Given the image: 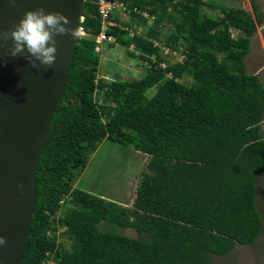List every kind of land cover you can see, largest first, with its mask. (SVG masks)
I'll return each mask as SVG.
<instances>
[{"label": "trees", "instance_id": "obj_1", "mask_svg": "<svg viewBox=\"0 0 264 264\" xmlns=\"http://www.w3.org/2000/svg\"><path fill=\"white\" fill-rule=\"evenodd\" d=\"M121 1L128 22L117 15L121 27L107 30L116 38L108 47L126 49L147 74L99 78L102 22L98 0H86L87 36L43 146L23 264H213L262 232L256 185L264 174V82L245 64L264 23L258 5L253 16L213 0ZM156 41L185 58L172 63ZM184 76L193 82L183 84ZM104 141L150 157L132 207L72 184Z\"/></svg>", "mask_w": 264, "mask_h": 264}, {"label": "water", "instance_id": "obj_2", "mask_svg": "<svg viewBox=\"0 0 264 264\" xmlns=\"http://www.w3.org/2000/svg\"><path fill=\"white\" fill-rule=\"evenodd\" d=\"M86 0H0V264H23L38 200L36 175L53 115L69 81L79 39L57 36L53 65L32 67L23 57H10L13 42L3 34L24 14L44 8L63 12L80 28ZM5 61L7 63H5Z\"/></svg>", "mask_w": 264, "mask_h": 264}, {"label": "rangeland", "instance_id": "obj_3", "mask_svg": "<svg viewBox=\"0 0 264 264\" xmlns=\"http://www.w3.org/2000/svg\"><path fill=\"white\" fill-rule=\"evenodd\" d=\"M227 7L239 8L250 11L254 16L253 4L258 5L259 12L264 17V0H213ZM204 11L214 15L206 8ZM152 24V21H150ZM172 26L165 25L167 33L172 31ZM237 37V32H233ZM251 53L246 58V67L249 74H256L264 82V24L257 28V32L250 39ZM101 63L99 78L108 81L125 80L138 81L147 74L148 66L140 60L129 56L126 49L119 45L109 48L104 44L100 53ZM172 63L179 62L178 58H171ZM180 81L189 85L193 79L184 76ZM156 88L148 92L153 95ZM264 135V121L262 123ZM150 157L135 151L132 147H124L118 143L104 141L98 150L92 154L90 162L81 176L73 180L75 188L102 196L109 201H115L122 206L132 207L136 198V190L139 180L148 170ZM257 207L264 224V174L259 177L256 185ZM101 229L106 230L109 226L101 224ZM116 232L132 238H141L135 229L114 228ZM60 230L59 232H61ZM67 241L66 237L64 238ZM49 264H54L53 259ZM213 264H264V225L257 242L249 246H237L225 257H214Z\"/></svg>", "mask_w": 264, "mask_h": 264}, {"label": "clouds", "instance_id": "obj_4", "mask_svg": "<svg viewBox=\"0 0 264 264\" xmlns=\"http://www.w3.org/2000/svg\"><path fill=\"white\" fill-rule=\"evenodd\" d=\"M128 12L130 11L122 12L123 15L120 13H116L115 14L116 22H117L118 14L125 23L128 22V16L126 15V13ZM82 17H84V21H85V16L83 14L81 16V19ZM148 19H150V21L153 20L152 17H149ZM83 22H81L80 20V28L83 27L82 26ZM70 25H71L70 19L63 12H59V11L47 12L44 8L41 7L36 10L27 11L24 14L23 18L20 20V22L13 26L12 30H10L9 32H5L3 34V39L7 41L10 38L13 42L12 48L10 49L11 58H17L19 56H23L29 62V64H31L32 67L34 68L38 66L37 62H39V65L51 66L55 63L57 58V53H58L57 41H56L57 36L71 35V37L74 40L79 39L80 28L79 27L73 28ZM262 25H258L257 28ZM115 27H121V23H118V26ZM101 30L102 31L100 32V34L96 36V42L98 44L96 50L99 54L101 53L104 44L106 45L116 42V38L112 35H108L107 31H106V35L112 37L114 41L109 42L105 40L103 42H99L98 38L103 32V29ZM234 31L237 32V34H239V31L233 30L232 32ZM80 35L81 38L87 36V31L85 35H82L80 32ZM155 46L162 47L164 51L163 52L164 56L166 57L170 56L169 59L175 57L180 59L179 62H181L185 58V56H181L179 52L171 51L169 48L163 46L161 43L157 41L155 42ZM250 53H251V49H250ZM250 53L247 55V57L250 55ZM5 63L7 62L5 61ZM245 64H246V59H245ZM61 204L63 205L64 201H62ZM60 230L62 231L59 232ZM64 230H65L64 228H60L58 230V232L56 233L58 237H61ZM6 243L7 242L5 238L0 236V245H5Z\"/></svg>", "mask_w": 264, "mask_h": 264}, {"label": "built area", "instance_id": "obj_5", "mask_svg": "<svg viewBox=\"0 0 264 264\" xmlns=\"http://www.w3.org/2000/svg\"><path fill=\"white\" fill-rule=\"evenodd\" d=\"M150 1V0H147ZM98 4H99V17L101 20V25H102V29L103 32L101 33L100 37L98 38L99 42H103L105 40L109 41V42H113L114 39L110 36L106 35V31L110 28V27H115L118 26V23L115 20V13H119V12H126V11H130L128 9V7L126 6L125 3H123L120 0H98ZM135 13L138 14H142L143 17L149 18L150 15L147 12H140V10H138V8L134 9ZM84 21V17H82L81 22ZM80 32L82 35L86 34V31L83 27L80 28Z\"/></svg>", "mask_w": 264, "mask_h": 264}]
</instances>
